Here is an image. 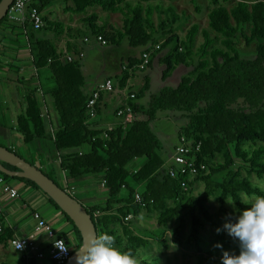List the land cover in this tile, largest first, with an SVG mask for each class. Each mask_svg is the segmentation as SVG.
<instances>
[{"label":"trees","instance_id":"obj_1","mask_svg":"<svg viewBox=\"0 0 264 264\" xmlns=\"http://www.w3.org/2000/svg\"><path fill=\"white\" fill-rule=\"evenodd\" d=\"M55 1L34 2L32 8L41 14L44 25L36 31L25 24L23 35L33 67L36 71L46 69L50 73L54 84L50 97L58 124L56 129L49 130L38 99L40 88H26L25 108L16 117L15 128L23 145L36 140L49 141L67 179L95 175L100 183L105 182V204L86 208L97 236L102 233L114 236L117 248L131 250L136 256L141 249L149 247L150 239L168 249L165 229L173 223L171 243L194 249L198 252L196 264H206L200 248L203 221L216 225L208 211V203L216 201L219 211L232 222L226 200H233L232 206L241 213L248 206L243 195H264V189L250 180L252 175L258 180L264 178V2L246 0L228 9L220 3L226 4L230 0H210L208 29L200 31L199 26L193 24L181 38L178 32L189 17L178 14L174 8L161 6L158 0H65L73 6L71 14L82 15L89 9L100 8L102 12L121 16L119 29L100 24L95 13L87 15L81 22L83 30H88L93 37L102 36L108 46H118L127 40L129 47L141 49L138 57H130L126 69L121 70L117 78L120 89L127 86L134 74L153 69L155 62L163 67L161 82L169 79L177 68L187 70L176 87H163L151 95L146 109L139 104L150 88L144 78L145 83L130 102L133 123L95 130L87 122L86 105L90 95L84 92L82 58L78 57L80 50L76 45L84 39L83 31L49 21L44 16L45 8ZM197 2L190 0L199 14ZM11 27L14 26L6 17L0 22V32ZM199 32L203 42L195 48ZM42 33L52 34L55 39L66 38L65 49L59 50ZM218 36L221 46L217 45ZM143 53L149 54V61L140 71L138 65ZM66 55L73 59L66 61ZM127 90L131 92L128 86ZM100 97L95 106L96 116L100 113ZM159 112L181 114L186 125L178 131V138L183 136L201 142V151L193 160L204 168L198 170L195 177L171 178L166 174L159 154L160 142L150 129V123ZM139 114L146 119L138 120ZM3 166L9 171H17L7 164ZM0 175L10 183L20 181L40 190L29 180ZM197 182L202 183L204 189L195 195L193 186ZM136 194L139 202L135 200ZM144 211L156 213L157 223L162 227L153 235L141 236L130 228V221L139 218ZM129 214L132 219L125 222L124 217ZM63 215L78 240L74 250L69 248L72 255L80 248L81 237L72 221ZM7 233L3 227L0 244L4 247L9 239H2V236ZM27 264H37V260L32 258ZM141 264L149 263L141 261Z\"/></svg>","mask_w":264,"mask_h":264},{"label":"rangeland","instance_id":"obj_2","mask_svg":"<svg viewBox=\"0 0 264 264\" xmlns=\"http://www.w3.org/2000/svg\"><path fill=\"white\" fill-rule=\"evenodd\" d=\"M158 4H160L163 7H171L174 8L175 11L180 14L183 13L186 16L189 17L188 22L185 24L184 28L178 32L179 36L181 38L184 37L186 31L191 27V25L196 24L199 26V30H206L208 29L207 26V13L212 8V5L210 3V0H198L197 6L199 8L200 13H196L193 6L190 3V0H176L174 2H168V0H158ZM246 1V0H230V2L226 4L220 3V5L231 8L236 3ZM264 2V0H261ZM70 4V3H69ZM63 0H56L53 4L45 8V11L47 9H53L54 17L50 18L48 15H46L49 19L57 20L56 14L58 15L59 19L64 20L63 16L57 12L58 7L63 6ZM93 12L99 16L100 24L104 25H113L115 28L119 29L121 28V16L119 14H109L106 12H102L100 8H94ZM56 13V14H55ZM48 19V20H49ZM51 21V20H49ZM154 22H155V16H154ZM156 23V22H155ZM71 27V26H68ZM73 28V27H72ZM83 31V37L88 39V43L86 45H83L81 41L76 42V45L78 48H82L83 54H85V57L81 60V67H82V73L85 79V88L84 92L85 94L88 93V87L92 84H95V86L101 85L104 83L105 80L109 79L112 81L113 86L116 85V79L120 77L121 74V66L127 65V60L130 57H138L140 54L141 49H133L129 47V43L127 40H123L120 45L118 46H108L106 43H98L95 39V37L91 36L90 32L88 30H82ZM41 35H44L43 33ZM212 37H214V34H211ZM43 37L45 39L50 40L53 42L59 50L65 49V40L66 38H58L55 39V37L52 34H45ZM217 45H220L221 37H217ZM203 42V37L201 32L196 37V43L195 48H198L200 44ZM17 48L19 50L25 51V41L23 39H19V43ZM26 52V51H25ZM21 68V71L18 73V75H15L14 73H8L4 74L1 77L4 79H9L10 81L12 79H23L25 81V84L23 87L25 88H34L38 87L41 89L44 100L47 104L49 115L51 117L52 125L53 127L57 126V117L56 113L53 107L52 99L50 97V91L53 89L54 84L53 81L50 78V73L48 70H39L38 73L31 67L26 65L19 66ZM162 70L161 65H157L155 62L153 65V69L146 71L145 73H137L134 74L132 78H130V86L132 93H137L139 89L143 86L145 83L144 78H147L150 88L149 92L146 93L145 97L139 101V104L142 105L145 109L147 108L149 98L151 95H155L159 89L163 87H169L174 88L178 85L180 78L185 75L187 72L184 68H177L176 71L172 74V76L167 79L166 81L161 82L160 80V72ZM10 86L13 88L15 86V83H11ZM13 90V89H12ZM130 92V93H131ZM117 103V100L115 101ZM115 103H110L106 106V108H102L101 116L95 117L91 119L90 122L96 120L98 122L103 121L105 118H107V121L109 124L107 125H116V120L112 116V111L115 106ZM104 106V104H102ZM20 113V112H18ZM16 112V114H18ZM2 114V117H1ZM14 113L12 110V105L9 106V109H6V106L2 103H0V125L5 124L6 126H9L11 122V118L13 119ZM138 120H145L146 118L143 116V114H139L137 116ZM186 125V120L182 117L181 114L178 113H170V112H159L156 115V118L153 122L150 123V129L156 135L160 142V156L162 160L164 161V165L171 166L173 165L172 157L174 155V150L178 146V131ZM2 142V141H0ZM12 146L14 150L19 155H24L23 151L25 147L21 144H19L18 141L15 139L11 140ZM44 148H40V158L39 160L48 165L49 169L46 168L43 170L47 175H49L52 179H55V181L59 184L60 180H58L57 176V168H56V154L53 148V145L50 142H43ZM264 146V143L262 144ZM36 160V158H35ZM218 162H221L220 159L217 160ZM60 172V171H59ZM243 177L246 176L245 173L242 174ZM89 178L93 181L95 187L96 184L99 183L98 176H89ZM250 180L258 185L260 188L264 189V178L262 180H258L255 176H250ZM204 189V185L200 182H197L193 186V193L195 195L202 193ZM96 194H98L102 199L106 197L105 190L103 189H97L95 191ZM120 196H123L121 194ZM252 197V196H251ZM247 196H242L244 202L247 203V201L251 198ZM208 211L211 214L213 220L216 222V225H211L204 222V229L201 230V241L200 244L201 248V254L206 259V264H222V252L228 251L229 253H235L236 255L240 252L239 247V241L237 239H234L232 236L228 235L226 231L223 230V225L225 222H227V216L223 215L219 211V205L216 201H211L207 205ZM227 208L232 213V219L233 223L236 221V218L241 214L235 207L232 206V204H228ZM174 224L169 223L167 228L165 229V236L164 240L169 245L168 249H164L162 246H160L158 243L150 239V245L148 248L141 249L136 257L140 259V261H146L149 264H181L187 263V264H196L197 263V257L198 252L194 249L190 248H184V247H178L177 245H174L171 243L170 240V232L173 229ZM130 228L138 235L141 236H148V234H152L157 231L161 230L162 227L158 225L157 223V214H148L145 211L142 213V215L137 218L130 221ZM221 228L222 230L218 234L216 229ZM185 232H188V228L185 229ZM185 233V234H186ZM220 243L223 245V249L220 248H214V245ZM8 246L10 248V245L8 243ZM16 252L13 251L11 248L8 249L7 258H5L2 262H10L14 259ZM7 259V260H6ZM48 261V260H45ZM49 262V261H48ZM50 263V262H49ZM48 263V264H49ZM37 264H40L38 262ZM47 264V263H46Z\"/></svg>","mask_w":264,"mask_h":264},{"label":"crops","instance_id":"obj_3","mask_svg":"<svg viewBox=\"0 0 264 264\" xmlns=\"http://www.w3.org/2000/svg\"><path fill=\"white\" fill-rule=\"evenodd\" d=\"M63 3L64 5L58 7L57 9V12L63 16L64 18L63 21L62 19H59L56 13H55L56 14L55 16L56 18H58L57 20L49 19L46 16L48 15L50 18L54 17L53 15L54 12H53V9L51 8L44 11V16H46L47 19L53 22H60L66 27L71 26L73 28L79 29V31H82L83 30V24L81 23L82 19L85 18L87 15H91L95 13L93 12L94 8L87 10L85 14L75 15V14H71L74 11L72 4L70 2L65 3V0H63ZM12 25L14 27H11L8 30H5V32H2V31L0 32V103L4 104L6 106V109H9V106L12 105V110L14 113L13 115L14 118L13 119L11 118V122L9 126H6L5 124H2V126L0 125V141H2L0 142V146L12 150L18 156L22 157L25 161L30 162V164L32 163V165L36 166L41 171H43L45 168L48 170L49 169L48 165L42 163L39 160L40 158L39 150L40 148L42 149V147L44 148L43 142L45 141L36 140L35 142L29 145H23L21 136L19 135V133H17L15 129L16 128V117L25 108L24 99H25L26 88L23 87L25 84V81L23 79H18V78L12 79L10 81L7 78L4 79L1 77L2 75L8 74L11 72L14 73L15 75H18V73L21 71V68L19 66L26 65V64L28 67L31 66L36 71V69L32 65L31 55H30V51H29L28 44L26 41V37L23 35V32H25V28H24L25 25L24 26L14 25V24ZM109 27L111 28L114 26L109 25ZM3 38H6V39L3 40ZM19 39H23L25 41V51L26 52L19 50L17 48ZM79 41L82 42V40H79ZM79 50L83 51L82 48H79ZM84 57H85V54H84ZM36 73H38V71H36ZM11 83H15V86H13V88L10 86ZM115 85H116L115 88H117L118 90L117 93H114V94L101 93V97L99 101L100 113L97 117L101 116L102 108H106L107 105H109L110 103H115V101L117 100V103H115V106L112 111V116L116 120L117 124L113 126L107 125L109 124L107 121V118H105L101 122L94 120L90 122L89 124L93 125L94 126L93 129L95 130L108 129L109 127H116L119 124V121L115 118L114 114L123 102V96L121 92L127 89V86L128 87L130 86V81L127 82V86L124 89H120L118 87L117 79H116ZM98 86H95V84H92L91 86H89L88 94L90 95ZM34 88L36 87L34 86ZM38 94H39L38 99L41 102V106H42L41 110H42L43 116L47 120L49 130L56 129L57 126L53 127L52 125L48 107L44 100V95L41 89H39ZM102 104H104V106ZM16 112L17 113L20 112V113L16 114ZM1 117H2V114H1ZM12 139H15L16 141L19 142V144L25 147L23 151V154H24L23 156L19 155L14 150L12 143H11ZM55 156H56V168L58 171L57 176H58V180H60V183L58 184L55 181V179L53 180L57 183V185H59L63 190H68V191L72 190L71 196L77 199L79 202H81L85 208H90L94 206H102L105 204L107 200L106 191H105L106 197H104L103 199L98 194L95 193L97 189L105 190L103 187H101L100 180H99V183L96 184V187H95L93 181L89 178V176L76 179V180L67 179L59 167V159L57 158V154ZM11 184L17 189L18 198L11 199L6 196L0 197V207H1L0 222L2 226L4 227V230L8 232L4 236H2V239L4 237H6L7 239H10L11 237H14V236L15 237H28L32 235L34 233V229L36 225V222L33 219V214L38 213L46 221V223L52 226L56 236L63 239L65 243L68 244V247L71 250H74L78 243L77 236L74 232L72 225L67 221L66 217L63 215V212L57 206L53 205L50 202L49 198L46 195H44V193L41 190H37L20 181H14V182H11ZM66 185L68 189L66 188ZM36 241L42 249L47 248L49 245V240L45 237L44 234H38L36 236ZM8 249H10L8 244L6 247L0 244V264L1 263L27 264L28 260L32 259V257L27 258V256L24 254L16 253L14 256V259L11 260L10 262H7V261L2 262L5 258H7ZM38 262H40V264L49 263L48 261H41V260H37V263Z\"/></svg>","mask_w":264,"mask_h":264},{"label":"built area","instance_id":"obj_4","mask_svg":"<svg viewBox=\"0 0 264 264\" xmlns=\"http://www.w3.org/2000/svg\"><path fill=\"white\" fill-rule=\"evenodd\" d=\"M36 0H14L9 6L6 12V19L14 25L24 26L28 24L33 28V30H40L44 23L41 14L37 9L32 8ZM96 41L98 43H104L102 36H96ZM82 43L85 45L88 43V39L84 38ZM158 48V47H156ZM78 57L83 58L84 54L80 50L78 52ZM66 61L70 62L73 58L69 55H66L64 58ZM149 61V54L143 53L141 57V63L138 65L140 71L144 70ZM126 66L122 67L124 71ZM118 90L113 86L111 80L107 79L103 84L99 85L91 94L87 102V122L90 123L91 119L96 117V103L100 97L101 93L105 94H114ZM123 96V102L121 106L115 112V118L119 121L118 125L127 126L133 123L134 113L133 108L130 104L132 100L135 99V94L128 92L125 89L121 92ZM113 127H109L111 129ZM201 151V142L195 140H187L185 137L180 136L178 138V146L174 150V155L172 157L173 165L164 166L165 172L171 178H177L179 176H187L188 178H193L198 173V170H203V165H196L194 162V155L200 153ZM101 187L105 188V182L101 183ZM67 188V185H66ZM68 189V188H67ZM70 195L72 190H65ZM6 196L11 199L18 198L17 189L12 186V184L6 181L0 175V197ZM136 202H139V196L135 195ZM0 217H1V207H0ZM33 219L36 222L34 233L28 237H11L9 239L10 248L19 254H24L27 258L32 257L36 260L45 261L48 260L50 263L54 264H65L68 258L71 256V250L68 247L66 254L60 252V250L54 246L55 241L63 240L60 237H57L52 226H50L46 221L38 214H33ZM132 219V215H127L124 217V221L128 222ZM3 232V226L0 222V234ZM38 234H44L45 237L49 240V245L47 248L42 249L36 241V236ZM19 241L23 244L22 249L19 248ZM64 241V240H63ZM65 243V241H64ZM66 245V243H65ZM67 246V245H66Z\"/></svg>","mask_w":264,"mask_h":264},{"label":"clouds","instance_id":"obj_5","mask_svg":"<svg viewBox=\"0 0 264 264\" xmlns=\"http://www.w3.org/2000/svg\"><path fill=\"white\" fill-rule=\"evenodd\" d=\"M234 204L233 200H226ZM247 207L241 212L233 223L228 220L223 230L239 241L238 255L222 252V264H264V195H254L247 201ZM221 228L216 231L219 234ZM61 253L66 254L68 246L63 240L54 244ZM23 244L19 241V248ZM214 248L223 249L217 243ZM76 264H141L138 257L131 250L122 251L115 246V237L107 233L99 234L84 243L75 256Z\"/></svg>","mask_w":264,"mask_h":264},{"label":"water","instance_id":"obj_6","mask_svg":"<svg viewBox=\"0 0 264 264\" xmlns=\"http://www.w3.org/2000/svg\"><path fill=\"white\" fill-rule=\"evenodd\" d=\"M13 1L14 0L0 1V22L5 18L6 12ZM3 164L12 166L17 169V171H9ZM0 173L10 178L26 179L35 183L36 186L72 221L74 227L80 233V248L84 243H87L89 239L97 236V230L91 219V215L81 202L58 186L39 168L2 146H0ZM79 249L68 258L65 264H76L75 256Z\"/></svg>","mask_w":264,"mask_h":264}]
</instances>
